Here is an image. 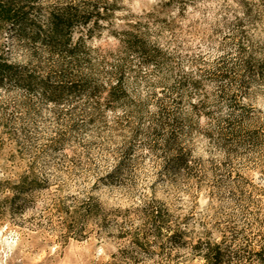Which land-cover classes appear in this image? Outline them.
<instances>
[{
    "label": "rangeland",
    "instance_id": "obj_1",
    "mask_svg": "<svg viewBox=\"0 0 264 264\" xmlns=\"http://www.w3.org/2000/svg\"><path fill=\"white\" fill-rule=\"evenodd\" d=\"M42 3L43 30L4 38L17 76L0 78V264H154L158 249L124 236L153 206L217 237L264 211V0ZM64 7L77 16L51 45ZM135 40L163 57L144 63ZM116 65L128 95L113 108ZM25 175L41 186L19 195ZM176 262L200 264L190 248Z\"/></svg>",
    "mask_w": 264,
    "mask_h": 264
},
{
    "label": "trees",
    "instance_id": "obj_2",
    "mask_svg": "<svg viewBox=\"0 0 264 264\" xmlns=\"http://www.w3.org/2000/svg\"><path fill=\"white\" fill-rule=\"evenodd\" d=\"M42 4V0H0V78L8 76L11 79L17 76L13 73L14 63L7 55L5 35L9 31H20L21 35L25 34L27 26L41 30L43 26L39 23L38 17ZM97 14L100 13L97 11ZM75 16L77 12L74 14L71 7H64L62 11H52L45 29L47 43L56 45L59 38L60 41H65L64 30L70 28ZM81 20L83 24H87L90 19L83 15ZM32 37L35 38L34 35ZM131 46L135 51L139 50L144 63H154L163 57L162 49L149 41L135 40ZM80 47L81 44L71 45L68 51L75 55ZM112 73L115 80L110 79L106 92L108 101L114 108L115 104H121L127 99L128 94L124 84V68L116 65ZM29 79L27 76L26 80ZM31 177L30 181L27 175L22 177L21 183L16 187L17 194H26L28 189L23 186L27 185L29 186L27 188L31 189L41 186L34 175ZM96 205L99 206L98 203ZM255 207L254 211L243 212L239 219H234L232 222L234 224L224 228L217 237L209 230L200 231L196 233L197 235L188 232L180 225L170 222L166 210L161 206H153L146 215L145 222L140 227L126 231L124 236L132 246L149 254L158 249V254L162 257L154 264H179L175 261L184 248H190L200 260V264H264V211L258 203ZM83 209L86 213L93 210L90 206ZM72 212L73 219H76L80 216L81 210Z\"/></svg>",
    "mask_w": 264,
    "mask_h": 264
}]
</instances>
